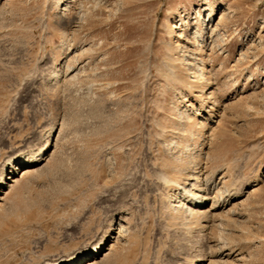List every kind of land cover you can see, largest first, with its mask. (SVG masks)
Listing matches in <instances>:
<instances>
[{
  "label": "rangeland",
  "instance_id": "1",
  "mask_svg": "<svg viewBox=\"0 0 264 264\" xmlns=\"http://www.w3.org/2000/svg\"><path fill=\"white\" fill-rule=\"evenodd\" d=\"M21 155L47 165L0 200V264H264V0H0V172Z\"/></svg>",
  "mask_w": 264,
  "mask_h": 264
},
{
  "label": "bare ground",
  "instance_id": "2",
  "mask_svg": "<svg viewBox=\"0 0 264 264\" xmlns=\"http://www.w3.org/2000/svg\"><path fill=\"white\" fill-rule=\"evenodd\" d=\"M75 4V3H74ZM214 15V10L211 9L210 13H209V17H213ZM175 28V27H174ZM212 28H214V26L212 25ZM215 29V28H214ZM212 30V29H211ZM199 33V32H198ZM203 34V33H202ZM199 36V35H198ZM203 35L199 36L200 38V46L203 45L202 43L204 42V38H202ZM199 45V44H198ZM204 63L202 62L200 64V67H198V72L199 74L204 72ZM203 71V72H202ZM58 74V73H57ZM197 75V74H196ZM52 130H49V137L51 136ZM42 151L39 152V154H41ZM38 155V154H37ZM18 158L17 160H14V164L12 163V160L10 161V165L9 166H4V168L1 170L0 172V193L4 194L3 197L0 195V200L6 199V197L9 195V190H12V188H14L18 182V179L20 177L25 178L28 177L29 175L32 174H37L38 172H41V170H44V164L42 163V161L44 160L43 158L41 159L39 156H32V157H28V158H23L22 155L20 157H16L14 159ZM20 160H24L22 161V171L18 176L13 177L11 180V184H9V188L8 191L3 190L4 189V180L6 179V177H9L10 175L13 176L17 173V167H15L14 165H16ZM47 165V164H46ZM45 165V167H46ZM43 172V171H42ZM41 174V173H40ZM39 175V174H38ZM11 176L9 178H11ZM35 176V175H34ZM31 177V176H30ZM163 178L166 179L167 176L163 175ZM27 183V182H26ZM194 185V184H193ZM209 185V184H208ZM182 188V187H180ZM182 190V194L183 192L185 193L186 190H184V188L181 189ZM252 192V191H251ZM184 195V194H183ZM197 196V195H196ZM195 196V197H196ZM204 196V195H203ZM9 197V196H8ZM191 197V196H190ZM194 197V196H193ZM198 197V196H197ZM12 198V197H11ZM201 198V197H200ZM186 198H183L182 200H179L176 204L171 205L173 207L174 210H176V212H178V214L180 216H184L185 219L193 217V216H202L203 214L207 213L210 210H206L204 209L203 206H199L201 204V202H195L193 203V201H191L190 203H188V205L185 207L184 202ZM188 199V198H187ZM203 199V198H202ZM191 200V199H190ZM189 200V201H190ZM4 201V200H3ZM6 202V201H5ZM3 205V203H2ZM1 205V201H0V210H3L4 207ZM215 205V204H214ZM6 208V207H5ZM210 208H213L210 207ZM4 211V210H3ZM3 213V212H2ZM202 214V215H201ZM209 214V213H208ZM200 215V216H199ZM210 215V214H209ZM208 216V215H207ZM203 217V216H202ZM206 218V217H205ZM184 219V218H183ZM194 219V218H193ZM198 219V218H197ZM201 219V218H199ZM189 220V219H187ZM204 221V220H203ZM191 222V221H190ZM120 228L123 229V225L120 223L119 224ZM203 226V225H202ZM119 228V227H118ZM202 228V227H201ZM122 232V231H121ZM119 232V234L121 233ZM104 238L102 237L97 243L95 244H91L89 246L80 248L79 250H77L76 252L67 255L63 258H61L58 262L54 263V264H99L100 261H102L101 259H103L104 257H106L108 255V253L110 251H112V249L114 248V245L112 244L110 246V248H106L105 251L106 252H100L103 248L102 244H103Z\"/></svg>",
  "mask_w": 264,
  "mask_h": 264
}]
</instances>
